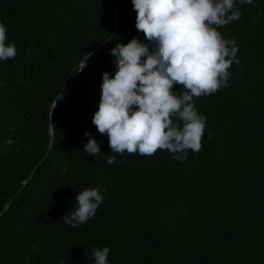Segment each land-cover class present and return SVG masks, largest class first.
<instances>
[{
  "label": "trees",
  "instance_id": "16d2710c",
  "mask_svg": "<svg viewBox=\"0 0 264 264\" xmlns=\"http://www.w3.org/2000/svg\"><path fill=\"white\" fill-rule=\"evenodd\" d=\"M122 1L0 0L17 46L0 61V264H95L93 250L104 246L109 264H264V0H237L240 19L218 28L235 40L240 63L229 86L194 98L207 126L184 162L168 150L111 153L92 122L102 75L117 70L110 49L134 37L147 43L131 1L116 23ZM49 122L53 143L39 165ZM85 132L99 142L96 157L83 151ZM88 187L106 188L104 202L72 227L62 218Z\"/></svg>",
  "mask_w": 264,
  "mask_h": 264
},
{
  "label": "clouds",
  "instance_id": "9594fccd",
  "mask_svg": "<svg viewBox=\"0 0 264 264\" xmlns=\"http://www.w3.org/2000/svg\"><path fill=\"white\" fill-rule=\"evenodd\" d=\"M131 2L137 13L135 27L147 43L134 37L110 49L117 70L114 75H102L100 101L92 122L99 133L107 134L111 153L151 156L168 150L174 159L184 162L189 150H201L207 126L194 98L229 86V69L240 63L235 40L225 39L218 28L239 20L242 13L237 0ZM240 3L251 4L253 0ZM16 55L17 46L9 41L7 26L0 21V61ZM92 56L86 53L76 72L83 71ZM177 84L183 85L180 95L174 91ZM84 135L88 142L83 151L96 157L101 153L99 142L91 132ZM115 160L109 156L107 163ZM106 190L88 187L78 192L76 205L63 221L72 227L87 223L103 204ZM110 252L108 246L96 247L92 253L95 264H109Z\"/></svg>",
  "mask_w": 264,
  "mask_h": 264
},
{
  "label": "water",
  "instance_id": "95a60500",
  "mask_svg": "<svg viewBox=\"0 0 264 264\" xmlns=\"http://www.w3.org/2000/svg\"><path fill=\"white\" fill-rule=\"evenodd\" d=\"M128 1H131V0H124L122 2H120L117 7H116V10H115V18H116V23H118L119 21V17H118V12H119V9L120 7L127 3ZM114 36V33L109 37L107 38L105 41H103L102 43H100L93 51H91V53H93L94 51H97V50H100L102 49L103 47H105L107 45V43L113 38ZM71 86H72V83H70V85L68 86V88L66 89V91L62 94L61 96V99L55 103H53V107H57L59 105H61L62 103L65 102V100L67 99V97L69 96L70 94V89H71ZM49 130H50V137H51V142H50V147L47 151V153L45 154V156L43 157V159L41 160V162L39 163V165H41L43 163V161L48 157L49 155V152H50V149H51V146H52V143H53V138H54V133H53V127H52V124L51 122H49ZM38 165V166H39ZM35 170L32 171V173L29 175V177L26 179V181L24 182V185L32 178L33 174H34ZM13 199H11L5 206V208L3 209V211L1 212V214L4 213V211L9 207V205L11 204Z\"/></svg>",
  "mask_w": 264,
  "mask_h": 264
}]
</instances>
